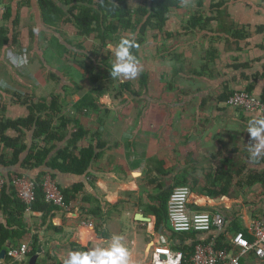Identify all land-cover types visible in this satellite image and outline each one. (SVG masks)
I'll return each mask as SVG.
<instances>
[{
    "label": "crops",
    "instance_id": "crops-1",
    "mask_svg": "<svg viewBox=\"0 0 264 264\" xmlns=\"http://www.w3.org/2000/svg\"><path fill=\"white\" fill-rule=\"evenodd\" d=\"M36 1L0 0V17L7 5L12 7L8 26L10 37L14 34L17 38L16 44L11 42L0 50V113L11 120L25 118L29 110L17 102L16 96L29 95L38 102L57 95L62 98L61 114L79 121L88 131L79 147L94 145L98 157L81 176L56 175L63 189L80 184L76 201L68 212L60 210L49 216L27 210L23 220L29 232L14 248L22 243L32 248L31 241L38 237L36 254L41 253L37 263L64 264L71 252L107 247L113 236H119L130 253L129 264H151L157 249L176 252L175 246L180 243L167 219L168 212L165 217L159 211V195L178 187V183L191 188L192 211L220 213L226 223L228 219V225L236 223L241 233L253 239V224L264 223V182L248 180V176L251 170L264 173V157L250 159L247 124L264 115L247 113L218 99L247 88L254 96L264 97V0H214L222 4L234 23L233 31L245 36L236 44L238 52L226 50V35L217 38L212 31L185 35L184 26L196 13L193 0H186L184 8L172 12L167 23L166 30L174 32L176 38L151 33L143 45L147 57L141 64L148 75L147 90L135 89L140 75L135 80L103 82L97 113L76 110L77 101L93 92L95 85L84 71L68 62V54L61 55L55 47L51 34L40 24ZM211 3L209 0L206 4L210 17L217 15ZM16 17L20 20L14 27ZM37 28L38 34L34 31ZM66 30L71 40L74 30ZM48 37L49 59L47 46L43 48ZM213 48L217 55L211 62L208 53ZM166 50L176 51L178 58L174 60ZM9 52L26 55L28 66L29 53L32 63L36 56L42 82L26 70L17 71L7 58ZM174 68L178 73L175 77ZM162 76L173 80L176 89L168 91ZM129 82L131 90L120 89L119 85ZM114 83L119 84L118 89H109ZM73 128L75 125H71L70 133ZM7 136L19 137L30 148L34 130L25 134L9 130ZM0 169L7 175L21 172L19 167ZM0 222H6L1 210ZM226 226L222 233L211 232L223 234L231 242L234 232ZM0 264H10L7 254ZM242 264H264V258L251 253Z\"/></svg>",
    "mask_w": 264,
    "mask_h": 264
},
{
    "label": "trees",
    "instance_id": "trees-1",
    "mask_svg": "<svg viewBox=\"0 0 264 264\" xmlns=\"http://www.w3.org/2000/svg\"><path fill=\"white\" fill-rule=\"evenodd\" d=\"M133 0H37V6L40 11V24L47 29L45 32L51 34L55 42V47L61 55L68 54L70 56L68 62L75 67L84 71L90 81L95 85L93 92L85 94L76 103V110L87 109L97 113L100 109L99 98L101 94V83L112 80L110 70L112 68V57L107 51L109 43L115 44L119 37L125 34H134L139 45L133 49L140 62L147 57L143 48L147 40L148 34L154 35L165 34L169 39H175L176 34L166 30L169 16L172 12L181 10L186 4V0H134L136 6L132 5ZM209 0H193L196 13L189 18L183 29L185 35H191L193 32L212 31L217 38L225 39L226 50L238 52L239 48L236 44L245 36L238 31H233L234 23L229 19V15L222 10V4L213 3L211 0L212 10L216 9V16H209L206 10V4ZM12 20V7L7 5L2 11L0 17V50L10 46V43L16 44L17 38L10 37L11 29L8 24ZM19 17L13 21V26L19 25ZM218 23L217 27L213 23ZM66 28L74 30L71 40L68 37ZM181 35V34H180ZM237 40L235 43L232 40ZM166 52L176 56L175 52ZM105 59L99 61V56ZM208 60H214L217 55L215 48L208 53ZM94 55H97L94 56ZM208 66H205L207 69ZM174 77L178 74L174 68ZM55 78V76H52ZM162 82H166L168 91L176 89L174 81H167L165 76L161 77ZM132 83H124L120 85V89L131 90ZM148 86V75L143 70L137 82L135 89H146ZM181 91V90H179ZM94 92L96 97L94 96ZM237 92H247L252 94L251 90H241ZM236 93V92H235ZM233 93L232 95H234ZM224 94L218 100L223 102L232 96ZM253 95V94H252ZM264 101V97L261 98ZM17 102L26 106L29 115L25 118L11 120L2 116L0 113V168L19 167L21 172L17 171L10 174H4L0 169V173L10 180L12 175L28 176L36 183L37 199L32 205V210L41 212L43 215L49 216L60 211L46 202L42 179L45 175L51 174L54 178L58 174H71L81 176L85 174L92 162L98 157L95 152V146L90 144L88 147L80 148L79 143L88 135L79 121L63 116L60 98L53 95L50 99H43L34 102L29 95L16 96ZM62 115V116H61ZM59 116L57 123L56 118ZM71 125H75L70 133ZM9 130H16L20 133L34 130L33 144L29 148L28 144L21 139L11 138L7 136ZM43 145H38L39 141ZM9 152L5 154V151ZM22 157H24L22 159ZM264 163V161H263ZM39 170V171H37ZM36 172V174H26ZM218 171L217 175H221ZM248 180L264 182V173L258 174L256 170L249 171ZM180 182V181H179ZM185 185L186 183H178L176 186ZM59 188L65 196L68 205L77 199V194L82 187L74 186L72 189H63L59 184ZM174 189V188H172ZM173 190L167 189L159 195L160 208L159 211L163 216H167V205ZM194 196V193H193ZM191 203V200H190ZM0 210L3 212L6 222H0V253L4 250L8 251L17 246L23 237L29 232L24 223V214L27 207L16 197L13 187L9 182L0 198ZM168 219V218H167ZM226 229L234 232V235L241 233L239 225L231 223L228 225L227 219ZM58 230V229H57ZM248 240L252 241L249 236L244 233ZM180 243L175 246V250L183 253V264H188L195 252V247L199 244L215 243L217 249H230V241L222 234L216 236L215 232L208 233H183L177 234ZM32 252L28 259L33 257L40 248V241L35 237L31 241ZM23 262L15 264H26ZM29 263V262H28ZM38 264V263H37Z\"/></svg>",
    "mask_w": 264,
    "mask_h": 264
},
{
    "label": "built area",
    "instance_id": "built-area-1",
    "mask_svg": "<svg viewBox=\"0 0 264 264\" xmlns=\"http://www.w3.org/2000/svg\"><path fill=\"white\" fill-rule=\"evenodd\" d=\"M229 106L240 108L247 113H261L264 115V101L247 92H236L228 101ZM14 189L16 197L30 211L37 199L36 183L28 176L12 175L7 180L0 173V198L8 183ZM42 187L47 203L58 207L62 211H69L65 196L58 186L57 180L47 174L42 179ZM192 190L189 186H179L173 189L168 201V220L174 233H208L216 230L222 233L226 226V218L220 213L192 211L190 199ZM252 241L244 233H237L231 240L230 249H217L212 241L199 244L188 264H242L243 258L253 253L257 258H264V223L255 222L251 227ZM32 248L22 243L7 252L10 264L28 260ZM151 264H183V253L180 251H166L157 249L153 253Z\"/></svg>",
    "mask_w": 264,
    "mask_h": 264
},
{
    "label": "clouds",
    "instance_id": "clouds-1",
    "mask_svg": "<svg viewBox=\"0 0 264 264\" xmlns=\"http://www.w3.org/2000/svg\"><path fill=\"white\" fill-rule=\"evenodd\" d=\"M38 34L39 29H34ZM134 34H125L119 37L115 44L109 43L107 50L114 57L110 70L112 79L135 80L143 71V66L134 54L133 49L138 48ZM7 58L13 66L21 67L27 64V56H17L12 52L7 53ZM247 133L250 137V159L264 157V117L253 118L248 121ZM58 223V221H53ZM122 238L113 236L107 247H97L88 252L74 251L64 264H129V251L122 244Z\"/></svg>",
    "mask_w": 264,
    "mask_h": 264
},
{
    "label": "rangeland",
    "instance_id": "rangeland-1",
    "mask_svg": "<svg viewBox=\"0 0 264 264\" xmlns=\"http://www.w3.org/2000/svg\"><path fill=\"white\" fill-rule=\"evenodd\" d=\"M136 6V4H134L133 5V7H135ZM50 40H51V38L50 37H48L47 38V40H45L44 41V46H43V48L45 49V47L47 46V49H46V54H47V58L49 59L51 56H50V54H49V50H48V47H50ZM43 49V50H44ZM51 49V48H50ZM29 53V52H28ZM148 53V52H147ZM33 56H35V55H33ZM31 55H30V53H29V59H30V66H28L27 64H25V65H23V66H21V67H18V68H16V70L17 71H21V72H24L25 70V73H32L33 75L35 74V76L40 80V82H42V79L41 78H43V75H42V73H41V68H40V61H39V59L35 56V61L32 63L31 62ZM28 59V60H29ZM28 66V67H27ZM29 68V69H28ZM34 72V73H33ZM38 82V81H37ZM119 84L118 83H114V84H110V87H109V89H115V90H117L118 89V87L120 86H118ZM140 90H142V91H144L143 89H140ZM29 260V259H28ZM26 264H29V263H26Z\"/></svg>",
    "mask_w": 264,
    "mask_h": 264
},
{
    "label": "water",
    "instance_id": "water-1",
    "mask_svg": "<svg viewBox=\"0 0 264 264\" xmlns=\"http://www.w3.org/2000/svg\"><path fill=\"white\" fill-rule=\"evenodd\" d=\"M40 253H41V251H39L38 254H35L33 257H31L29 264H37V259H38ZM6 254H7L6 250L2 251L0 253V260H5Z\"/></svg>",
    "mask_w": 264,
    "mask_h": 264
}]
</instances>
